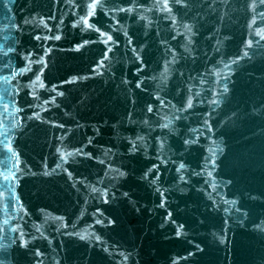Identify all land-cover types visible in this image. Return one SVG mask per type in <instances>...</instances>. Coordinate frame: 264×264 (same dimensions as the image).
Instances as JSON below:
<instances>
[{
	"label": "water",
	"instance_id": "obj_1",
	"mask_svg": "<svg viewBox=\"0 0 264 264\" xmlns=\"http://www.w3.org/2000/svg\"><path fill=\"white\" fill-rule=\"evenodd\" d=\"M163 2L0 0V264H264V4Z\"/></svg>",
	"mask_w": 264,
	"mask_h": 264
},
{
	"label": "snow or ice",
	"instance_id": "obj_2",
	"mask_svg": "<svg viewBox=\"0 0 264 264\" xmlns=\"http://www.w3.org/2000/svg\"><path fill=\"white\" fill-rule=\"evenodd\" d=\"M175 4L183 5L184 8L190 9L193 6V0H175ZM261 4H264V0H258V5H261ZM258 5L255 2V0H253V2L251 4H249V7L252 8V9H256L258 7ZM103 6L104 7H107L108 5H107V3H105ZM82 7H86L87 8V14L84 15V16H81L79 21H75L74 24H73V26L75 27L76 24H79V23L82 22L84 27H94V25H91V24L88 23L87 17L88 16H92L94 14L93 9L94 8H97V7H101V5L97 3V0H92V3H88V4H85V5H82ZM113 7L115 8L116 6L113 5ZM157 7H159L161 11H164L165 13H168V15L165 16V19H168L169 16H171V8H170V6L168 4V0H164L162 7L159 6V5H157ZM184 8L181 9V12L182 13L184 12ZM118 10L123 11L124 9H118ZM128 10L131 11V9H128ZM181 18L182 19H186V15H182ZM261 18H264V14H261ZM171 19H172L173 24H176L177 23V20H176L175 16H171ZM40 22L43 24L44 23V20H41ZM183 28L187 31V33H192L193 32V28L188 23H184L183 24ZM83 30L84 29L82 27L81 28V31H83ZM95 31L97 33H99V36L100 37H102V36L103 37H106L107 38V42L111 41V39H112L111 38V35H108L107 32L101 31L100 28H95ZM185 38L187 39V37H185ZM53 39L59 40L60 39V36L59 35H56V36L53 37ZM88 43H89V41H87V40L84 41V44H88ZM103 43H104V41H103ZM80 47H81L80 44H77L76 45V48L77 49H79ZM41 61H43V57H41ZM39 71L42 72L43 69H40ZM167 71H168V69L165 68V72H167ZM77 79H78V77H76V76H73L71 78L72 81H75ZM36 82H39V84H38L39 88L43 89L45 87V84L43 83L40 74H35L34 81H30V83H29V85H27V87H33ZM52 90L53 91L56 90L55 89V85L52 86ZM225 91H227V89H225ZM30 94L33 95V96H35L36 95L35 90H33ZM62 95H63L62 92H56V96H62ZM52 99L54 101L55 100V97H53ZM211 103L217 104L218 102L216 100H213V101H211ZM148 110L151 111V108H149ZM32 116L33 117H36L37 119H39V114L37 112H35V111L32 113ZM60 126L63 127V125H60ZM138 139H142V138L138 137ZM185 143L187 144L188 141L186 140ZM75 151H78V149H76ZM57 152L60 153L61 159H63L65 157V153L61 150V148H57ZM208 163H213V160H208L207 163L204 166L205 168L207 167V164ZM57 166H59V165H57ZM185 167H186V165L183 162H181L178 165L177 170L180 171V170L184 169ZM193 174L195 175L196 173H193ZM45 175H47V173H45ZM118 175L120 177H123L125 175V173L123 171H118ZM145 175H147V173H145ZM207 175L209 177H211L212 176V172L209 171L207 173ZM69 176H71V173H69ZM4 179L7 180V179H9V177L6 176V177H4ZM180 180L181 181H184L185 180V177L183 175H181L180 176ZM214 187H215V185H213V188ZM92 191L95 192L96 189L95 188H92ZM101 195L106 196V191L101 192ZM124 195H127V193H125ZM230 203L232 205H235L236 204V200H231ZM58 219H62V218H58ZM96 223L97 224H100L101 221L100 220H96ZM109 223H113V221H109ZM177 235H180V232H177ZM80 238L81 239H84V236H81ZM95 238H96V240H100V237L99 236H96ZM20 239H21V243L23 245L25 243L23 234H21ZM35 254L36 255H40L39 250H37ZM121 255H123V253H121ZM125 259H127V257H125Z\"/></svg>",
	"mask_w": 264,
	"mask_h": 264
},
{
	"label": "clouds",
	"instance_id": "obj_3",
	"mask_svg": "<svg viewBox=\"0 0 264 264\" xmlns=\"http://www.w3.org/2000/svg\"><path fill=\"white\" fill-rule=\"evenodd\" d=\"M7 221H5V223H6Z\"/></svg>",
	"mask_w": 264,
	"mask_h": 264
}]
</instances>
